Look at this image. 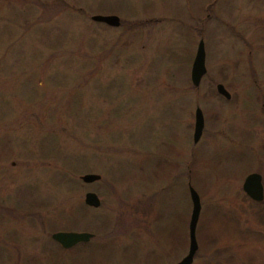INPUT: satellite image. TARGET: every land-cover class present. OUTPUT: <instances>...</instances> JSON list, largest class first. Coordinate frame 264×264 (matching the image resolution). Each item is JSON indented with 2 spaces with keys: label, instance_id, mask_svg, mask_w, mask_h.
I'll list each match as a JSON object with an SVG mask.
<instances>
[{
  "label": "rangeland",
  "instance_id": "obj_1",
  "mask_svg": "<svg viewBox=\"0 0 264 264\" xmlns=\"http://www.w3.org/2000/svg\"><path fill=\"white\" fill-rule=\"evenodd\" d=\"M112 13L117 27L90 19ZM260 89L264 0H0V264H170L187 251L188 182L191 264H264V202L241 189L264 181ZM69 229L93 237L50 236Z\"/></svg>",
  "mask_w": 264,
  "mask_h": 264
},
{
  "label": "water",
  "instance_id": "obj_2",
  "mask_svg": "<svg viewBox=\"0 0 264 264\" xmlns=\"http://www.w3.org/2000/svg\"><path fill=\"white\" fill-rule=\"evenodd\" d=\"M90 19L95 22H101L108 26L117 27L120 24V19L116 14H91ZM206 68L204 65V50L203 41L200 38L197 41L196 49L191 61L189 70V79L193 86H198L200 79L205 74ZM215 91L222 95L224 98L228 99L230 94L224 88L222 83L215 84ZM203 126V118L201 110L198 106L194 108L193 113V130H192V141L196 142L200 137L201 130ZM99 175L96 173H84L80 175V180L83 182H92L99 179ZM241 189L250 198L255 201H259L263 198V186L261 183V176L258 172H250L246 174L241 183ZM187 190L189 194V199L191 203L187 231H188V245L185 255L179 259L177 262L172 264H190L193 255L197 249V242L195 238V226L198 220L200 211V201L198 194L190 185L187 183ZM83 202L92 207H97L99 205V198L96 193L92 191H86L83 196ZM51 238L55 240L61 247L68 248L77 242L87 241L93 236V233L89 231H65L59 230L54 231L50 234Z\"/></svg>",
  "mask_w": 264,
  "mask_h": 264
},
{
  "label": "flooded vegetation",
  "instance_id": "obj_3",
  "mask_svg": "<svg viewBox=\"0 0 264 264\" xmlns=\"http://www.w3.org/2000/svg\"><path fill=\"white\" fill-rule=\"evenodd\" d=\"M216 84V83H215ZM197 87V86H196ZM230 94V93H229ZM258 94H260V97H261V100L259 101V102H261L260 103V105H261V113L263 114V117H261V118H264V93L262 92V90L260 89L259 90V93ZM222 96V95H221ZM230 97V96H229ZM196 107V106H195ZM201 110V109H200ZM201 113H202V111H201ZM202 118H203V115H202ZM261 118H259L260 120H261ZM259 120V121H260ZM202 129H203V126H202ZM201 132H202V130H201ZM262 149H264V144L262 145ZM253 172H255V171H253ZM250 173V172H249ZM248 174V173H247ZM260 174V173H259ZM260 176H261V183H262V186L264 187V181H263V179H262V175L260 174ZM251 200H253V199H251ZM253 201H255V200H253ZM255 202H264V189H263V198L261 199V200H259V201H255ZM167 230L169 231V228H167ZM65 231H77V230H73V229H69V230H65ZM81 231H86V230H81ZM164 235H165V238L167 239V237L169 236V233H164ZM93 237V236H92ZM91 237V238H92ZM87 241H89V239L87 240ZM87 241H82V242H77V243H75L74 245H76V244H79V243H84V242H87ZM166 242H167V240H166ZM74 245H72V246H74ZM72 246H70V247H68V248H71ZM197 250V249H196ZM195 253H196V251H195ZM195 253H194V255H195ZM185 254L183 253V254H181V256L177 259V260H174V261H172L170 264H172V263H175V262H177L179 259H181L183 256H184ZM194 255H193V259H194ZM193 259H192V261H193ZM192 261H191V263H192ZM145 263L146 264H152V261H151V259H147L146 261H145ZM190 263V264H191ZM245 264V263H244Z\"/></svg>",
  "mask_w": 264,
  "mask_h": 264
},
{
  "label": "trees",
  "instance_id": "obj_4",
  "mask_svg": "<svg viewBox=\"0 0 264 264\" xmlns=\"http://www.w3.org/2000/svg\"><path fill=\"white\" fill-rule=\"evenodd\" d=\"M121 22V21H120Z\"/></svg>",
  "mask_w": 264,
  "mask_h": 264
}]
</instances>
